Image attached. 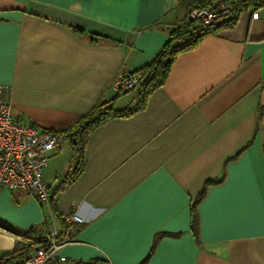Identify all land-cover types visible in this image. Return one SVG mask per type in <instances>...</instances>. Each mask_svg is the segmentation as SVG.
<instances>
[{"label":"crops","instance_id":"obj_1","mask_svg":"<svg viewBox=\"0 0 264 264\" xmlns=\"http://www.w3.org/2000/svg\"><path fill=\"white\" fill-rule=\"evenodd\" d=\"M183 18L177 0H0V85L12 114L68 134L97 101L115 99L120 74L154 60ZM133 91L113 108L132 106ZM68 135L43 172L58 213L78 205L85 221L62 255L264 264V8L179 54L142 110L95 127L79 177L65 184L77 165ZM49 214L25 191H0V257Z\"/></svg>","mask_w":264,"mask_h":264},{"label":"built area","instance_id":"obj_2","mask_svg":"<svg viewBox=\"0 0 264 264\" xmlns=\"http://www.w3.org/2000/svg\"><path fill=\"white\" fill-rule=\"evenodd\" d=\"M264 8V7H263ZM231 9L227 0H216L203 9L195 10L190 18L209 25L218 16ZM142 72L134 75L120 74L113 82L115 94L135 90ZM69 135L51 132L23 123L12 114L10 90L0 85V191L22 190L30 194L40 206L49 210L52 189L43 179V172L49 163V153L58 150ZM49 217L43 218L38 227L32 229L33 237L45 242L34 248L23 264H84L61 254L68 245L74 244V235L85 223L78 214V205H72L69 212L62 214L65 233L55 226L49 210ZM50 223V226H49ZM92 264H100L94 262Z\"/></svg>","mask_w":264,"mask_h":264},{"label":"trees","instance_id":"obj_3","mask_svg":"<svg viewBox=\"0 0 264 264\" xmlns=\"http://www.w3.org/2000/svg\"><path fill=\"white\" fill-rule=\"evenodd\" d=\"M215 1L216 0H177L179 7L184 11L183 20L170 32L168 40L154 60L138 71L130 73V75H134L142 72L141 81L135 89L137 91L135 103L132 106L121 110L113 108V102L115 99L133 90L118 93L116 94L115 99L111 101H97L87 114L73 124L71 129H69L68 134H70V138L76 146L77 165L67 174L65 184H68L75 178L79 177L83 168L84 148L90 133L95 127L109 118L128 117L142 110L148 96L165 82L169 75L171 64L179 54L194 49L209 35H215L223 29L233 28L242 11L249 9L256 11L264 7V0H227L231 6L230 11L223 16H218L217 19L209 25H203L200 21L190 18V14L193 11L203 9ZM55 195L56 192H53L49 204V210L61 229V235H63L65 233V225L62 220V214L58 213L56 210L54 201ZM200 196L201 194L199 197ZM197 200H195L194 204ZM192 226L195 231L194 216H192ZM32 232V230L29 231L30 241L28 244L17 245L10 253L2 255L0 257V264H23L26 257L34 248L45 244V242L34 238ZM158 238V236L155 238L154 245ZM94 262L96 261H92L88 264Z\"/></svg>","mask_w":264,"mask_h":264},{"label":"rangeland","instance_id":"obj_4","mask_svg":"<svg viewBox=\"0 0 264 264\" xmlns=\"http://www.w3.org/2000/svg\"><path fill=\"white\" fill-rule=\"evenodd\" d=\"M133 92H134V91H133ZM133 94H134V93H132V92H131V93H128V95H126V97H125L126 100H128L129 102L132 101V99H133ZM67 148H68V147H67ZM45 210H46V207H45Z\"/></svg>","mask_w":264,"mask_h":264}]
</instances>
